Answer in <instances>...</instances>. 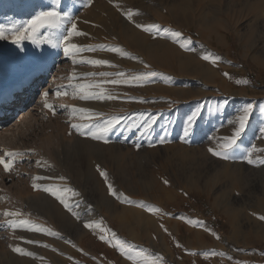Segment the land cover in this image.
Returning <instances> with one entry per match:
<instances>
[{
	"label": "rangeland",
	"instance_id": "obj_1",
	"mask_svg": "<svg viewBox=\"0 0 264 264\" xmlns=\"http://www.w3.org/2000/svg\"><path fill=\"white\" fill-rule=\"evenodd\" d=\"M84 1L0 0V26L6 32L0 39V158L12 163L11 171L0 164V264H264V1L217 0L212 29L199 20L212 16L202 5L192 21L175 29L181 33L176 37L156 21L157 15L167 18L172 0H142L143 9L100 0L108 6L92 27L102 21L130 25V10L143 24L158 26L146 32L148 42L183 43L187 55L176 59L135 55L136 69L113 58L112 45L103 50L112 66L102 68L79 63L99 59L95 51L64 54L68 40L61 37L73 23L77 31L86 27V17L97 10V5L86 9ZM52 9L70 17L61 31L39 29L13 43V25ZM92 30L97 39L81 45L84 49L101 42ZM206 55L218 59L213 63ZM181 59L188 62L187 71L177 69ZM101 72H123L125 79L157 75L118 85L103 83L119 78L115 75H88ZM96 83L115 98L81 100L79 89L67 87ZM58 87L68 94L57 96ZM29 90L35 94L26 99ZM46 102L55 106V114ZM249 106L245 130L229 158L213 155L209 149L223 151V138L234 135ZM73 107L89 109L92 119L73 114ZM113 117L119 122L106 134L107 142L71 127ZM6 151L21 155L10 160ZM11 220L30 226L12 228ZM120 241L134 246L131 255L113 246Z\"/></svg>",
	"mask_w": 264,
	"mask_h": 264
},
{
	"label": "snow or ice",
	"instance_id": "obj_2",
	"mask_svg": "<svg viewBox=\"0 0 264 264\" xmlns=\"http://www.w3.org/2000/svg\"><path fill=\"white\" fill-rule=\"evenodd\" d=\"M126 15H127V18L129 20L133 19V12L132 11H130V10L127 11ZM136 15H138V13H136ZM66 20H70V17H68L67 14H61L56 9H52L49 11L40 12L32 20L26 22V24H24L22 26L13 25L12 29H10L9 32L12 35L13 43L21 44L23 40L30 38L27 35V33H29V32H31L33 35H35L39 29H54L56 31H61L63 29V22ZM136 26L138 28L143 29V31H145V32H151L153 28L158 27L157 25H147L146 26L143 24H137ZM73 35H76V36L83 35V33H80L77 31L76 25L74 23L71 25V31L68 32L67 35L62 36L61 40L66 42ZM173 35L176 37H179V36H181V33L174 32ZM0 39H6V32H5V29L3 28V26H0ZM33 43H36V40H33ZM99 47L101 49H103L107 46L100 45ZM181 47H184V45H181ZM109 50L110 51H122L119 48H109ZM64 51H65V53L69 54L70 56H75L77 53H80L82 51H96V49L92 48V47L84 49L80 45L71 44L69 47H66L64 49ZM203 58L205 60L211 59L213 63H215L216 60L218 59V57H209L207 55L204 56ZM77 62L78 61L73 59V63H77ZM79 63H87V64L95 65V66H104V65L112 66L111 62L108 60H105V59H89L87 61L81 60V61H79ZM88 75H92V76L100 75L103 77L115 75L119 78L112 79L110 81L106 80L103 83H111L114 85H118V84H129V83H132L133 81L138 82V81L146 80L149 77L155 76L157 74L155 72L142 73L139 75H135V76L131 77L130 79H125L124 78L125 74L123 72H119L116 74L109 73V72H101L98 74L97 73H89ZM225 75H228V74L225 73ZM69 79L71 80V79H73V77H69ZM237 82L238 83H247L246 80H240ZM67 87H72L73 89H79V97L81 100H91V99L104 100V99H114L115 98L111 94L107 93L106 89L102 88L101 83H96L94 85H89V84L72 85V84H70ZM92 87H95V88L101 89V90L98 92L85 91L86 89H90ZM67 94L68 93H67L66 89H62V88L58 87L56 90L57 96L67 95ZM44 95H45V97H47L49 94L47 92H45ZM45 107L52 110L53 114H55V106L54 105L48 104L46 102ZM250 111H251V106L244 109L243 114L238 119V127L236 128L234 135L223 138V143L221 144V148L223 149V151H216L212 148L209 149V151L212 152L213 155L221 156L224 159L229 158L228 151L237 145L238 139L241 137V135L243 134V132L245 130ZM71 112L73 114L79 113L86 119H89V120L92 119V114H90L89 109L73 107L71 109ZM118 122H119V117H113L111 119L104 121L103 123H100V124H85V125L72 124L71 127L76 129L77 131H79L81 135L87 134V135H90L92 139L104 140L105 142H107L106 134L109 133L113 129L115 124ZM190 123H191V121H190ZM149 127H150V125H149ZM84 128L88 129L87 133H85L83 131ZM93 129H95V130H93ZM137 147H139V145H137ZM19 155H21V154L16 153V152H12V151H6L5 152V156L8 157L10 160L16 156H19ZM248 162L249 163L253 162L252 159L250 158V154H249ZM261 163H264V161H261ZM0 164H3L6 171H11L12 163H7V162H5V160L3 158H0ZM101 175L104 176L105 179L107 180V173L106 172L102 171ZM34 179L39 180V179H41V177H35ZM61 179H63V178H61ZM165 183H167V181H165ZM108 187H109V190L113 196H116L118 198L120 197V194L112 187L111 184H109ZM33 188L36 190H41V186L39 184H36V183L33 184ZM43 190L46 192H52L53 195L56 194L54 190L49 189V188H43ZM124 202L131 203V201L128 200L127 197H124ZM61 203H64V201L61 200ZM65 206L67 207V205H65ZM155 211H159V210L156 209ZM4 215L12 217V216H18V215H20V213H18V212L17 213L5 212ZM260 219L264 220V216H260ZM9 225L12 228L26 227V226H30V222L29 221L11 220V221H9ZM31 227L36 228L37 226L31 225ZM86 227H93V225L89 224V225H86ZM38 230H43V229H38ZM165 231H167V229H165ZM49 234L56 235V233H51V232ZM100 239L103 240V239H105V237L103 235H101ZM29 243H38V242L29 241ZM113 246L114 247H117V246L120 247L122 252H126V254H129V255H131L130 250L132 248H134V246H131V245L126 246L123 241H120V242H118V244H115ZM13 251L18 252L22 255H28V256H34L35 255L34 253L28 252L25 249L20 248V247H14ZM193 254H195V253H193ZM204 255L207 256L208 253H204ZM152 264H155V262L153 261Z\"/></svg>",
	"mask_w": 264,
	"mask_h": 264
},
{
	"label": "bare ground",
	"instance_id": "obj_3",
	"mask_svg": "<svg viewBox=\"0 0 264 264\" xmlns=\"http://www.w3.org/2000/svg\"><path fill=\"white\" fill-rule=\"evenodd\" d=\"M141 1L142 0H116L115 2H117L116 4L120 5V7L121 6L123 7L121 9L133 7L134 4H136L137 8L143 9L145 7H144V3ZM262 1H264V0H260L259 2L261 3ZM84 2L86 3V7L88 5H90V6L91 5H93V6L97 5V10H95L96 9V7H95L94 11L92 10L93 16L92 17H86L87 25L85 24V26L87 27V29L84 26L80 29L78 27V32L83 33V35L71 36L67 41L66 47H69L71 44H77L80 46L89 44L90 41H93L96 38V37H94L93 30L91 31L92 28L93 29L95 28V33H97L98 35L101 36V38H100L101 42L99 41L97 44L96 43L94 44L95 45L94 48L96 49L95 54L98 55L99 59H105V57L107 56V55L105 56V54L108 53V51L106 53L103 52V50L106 51V49L105 48L101 49L99 47L100 45H105V46L112 45L110 48L121 49L122 51H110L111 54H114V56H112V57L119 59V60L127 63L128 65H129L128 62H132V64H131L132 66L131 65H129V66H131L135 69H136L135 59H134L135 55L137 56V55L144 54L148 58V60L152 61L154 59V57H156V56L164 57V56L170 55V56H172L173 59H176L177 57H181V56L186 54L184 52V47H181V45H183L182 42H179L178 44L174 45V43H169V40L167 41L164 38L162 40L158 41L157 44L148 42V36L146 35V32L143 31V29L138 28L136 26L137 24H140V23L143 24V21L141 19L139 21V19L133 18L132 22H130V25L128 23V25H123V26H118V25L113 26L111 24L109 25L106 22L102 21V22H99L97 24L95 23L96 26L94 24L95 27H92L94 19H96L99 16V13L101 12V10H105V8L108 5L106 3L103 5L100 4L99 3L100 0H85ZM216 2H217V0H172L171 2H169L167 4V7L165 8V10L168 14L167 18L162 17L160 15H157L158 19L156 21L160 25L166 26L168 29L170 28L171 31L175 32V29H180V27L183 25L184 22L192 21V13L194 12L197 15L198 14V12H197L198 8L203 5L206 7V10H208L212 14V16L209 19V21H206V22H205V19H199V20L202 22L201 24H203L206 28L212 29L213 25L218 20L217 17L215 16V10L217 7ZM88 8L89 7H87L86 9H88ZM113 12H114V10L108 11V13H107L108 19H112ZM95 22H97V21H95ZM152 24H154V23H148V24H143V25L147 26V25H152ZM106 31H109L108 32L109 34L107 37H104L103 35L105 34ZM167 32L169 33L170 31H167ZM166 35H169V34L166 33ZM132 51H135L136 53H133ZM64 54L67 55V53H65V52H64ZM188 55L190 56L191 54H188ZM95 57H97V56L95 55ZM133 63H134V65H133ZM176 66H177L178 70L187 71L189 64H188V62H185L181 59L176 64ZM101 68H102V66H101ZM32 93H33V91L29 90V93L27 96H25V98L27 99L28 97H30ZM34 94L35 93H33L32 98H33ZM7 116L8 115H6V114L4 115V117H7ZM25 117L26 116H23V118H25ZM1 121L2 120H0V123H1ZM94 148H95L94 145H92L91 151L94 150ZM44 206H46V205H44ZM46 207H43V209L46 210Z\"/></svg>",
	"mask_w": 264,
	"mask_h": 264
}]
</instances>
